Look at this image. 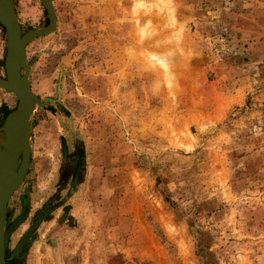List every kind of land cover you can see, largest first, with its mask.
<instances>
[{"label":"rangeland","instance_id":"374dc122","mask_svg":"<svg viewBox=\"0 0 264 264\" xmlns=\"http://www.w3.org/2000/svg\"><path fill=\"white\" fill-rule=\"evenodd\" d=\"M52 4L6 264H264V0ZM6 53L0 23L3 78ZM17 104L0 88V128Z\"/></svg>","mask_w":264,"mask_h":264},{"label":"water","instance_id":"95a60500","mask_svg":"<svg viewBox=\"0 0 264 264\" xmlns=\"http://www.w3.org/2000/svg\"><path fill=\"white\" fill-rule=\"evenodd\" d=\"M42 2L49 13L48 26L23 33L14 0H0V23L5 27L7 34L4 64L6 77L0 76V85L18 97L17 107L6 116L0 128V132L5 134L4 145L2 146L0 142V264H6V261L11 259L6 257V238L13 228L6 231V215L12 196L21 187L28 173L30 165V153L27 151L28 127L31 133L30 123L35 104H41L39 98L32 92L25 49L29 42L52 33L57 24L52 0ZM4 229L5 243L2 247Z\"/></svg>","mask_w":264,"mask_h":264},{"label":"bare ground","instance_id":"6f19581e","mask_svg":"<svg viewBox=\"0 0 264 264\" xmlns=\"http://www.w3.org/2000/svg\"><path fill=\"white\" fill-rule=\"evenodd\" d=\"M19 21V20H18ZM20 24V23H19ZM0 88H3L5 89L3 86L0 85ZM16 95V94H15ZM17 97V95H16ZM18 98V97H17ZM30 126H31V123H30ZM5 142V140H4ZM2 146L4 145V143H1ZM30 127H28V135H27V151L30 153ZM5 243V229H4V233L2 235V247H3V244ZM3 250V249H2ZM4 259H5V248H4Z\"/></svg>","mask_w":264,"mask_h":264}]
</instances>
